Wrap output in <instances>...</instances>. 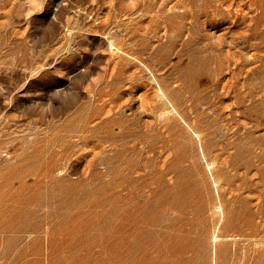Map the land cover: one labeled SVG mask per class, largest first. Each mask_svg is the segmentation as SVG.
<instances>
[{"label": "rangeland", "instance_id": "374dc122", "mask_svg": "<svg viewBox=\"0 0 264 264\" xmlns=\"http://www.w3.org/2000/svg\"><path fill=\"white\" fill-rule=\"evenodd\" d=\"M0 264H264V0H0Z\"/></svg>", "mask_w": 264, "mask_h": 264}]
</instances>
